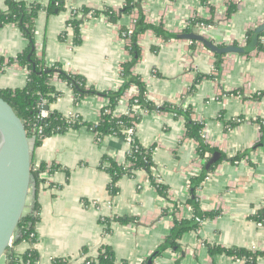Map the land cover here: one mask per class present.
<instances>
[{
  "label": "crops",
  "instance_id": "1",
  "mask_svg": "<svg viewBox=\"0 0 264 264\" xmlns=\"http://www.w3.org/2000/svg\"><path fill=\"white\" fill-rule=\"evenodd\" d=\"M19 1H36L44 7L51 2ZM124 2L66 0V8L60 12L40 11L35 20L38 57L48 67L59 64L67 72L81 74L88 86L100 92L118 90L124 81L122 64L132 59L120 30L133 29L143 13L148 23L162 26L170 38L153 30L140 35L141 57L132 69L134 75L146 84L148 97L156 106L191 107L193 118L205 122V140L215 154H221V161L196 191L191 190L192 178L205 171L209 160L199 155L194 139L185 137L184 117L137 108L142 119L136 136L145 148L152 149L154 166L151 172L140 169L134 175H123L116 184L117 193L112 194L113 176L104 157L119 165L126 162L129 139L111 135L99 142L87 125L47 138L37 147L34 164L57 165L59 169L42 175L45 183L33 190L28 207L29 211L39 204L35 248L40 263L52 264L54 258L66 257L72 264H84L85 248L86 256H97L108 246L114 252V264H145L171 233L174 217L166 213L169 210L181 220L200 222V227L184 233L178 250L166 249L152 264H245L225 254L211 256L208 246L264 250V226L252 219L264 208V135L258 122L264 124V50L223 54L218 71V53L179 34L190 20L199 17L202 21L195 24L194 34L219 46L235 42L246 46L248 31L264 24V0H145L116 22L104 15L87 17L81 25L82 42L74 44L73 30L67 27L75 10H118ZM230 4L236 9L228 15ZM0 8L7 9V0H0ZM28 44L18 26L0 27V57L5 60L0 68V89L25 87L28 69L8 61ZM53 85L63 94L50 108L67 117L79 115L94 123L109 105V99L102 95L77 100L72 88L61 80L56 79ZM138 94V87L131 86L115 114L128 113L130 100ZM236 118L243 121L229 129L226 123ZM240 152H247L245 159L229 161ZM153 181L167 187V198ZM195 203L199 213L220 214L200 220ZM116 217L129 218L130 222L113 221ZM31 246L23 241L14 251L21 255ZM257 263L264 264V256L258 257ZM0 264H8L6 255Z\"/></svg>",
  "mask_w": 264,
  "mask_h": 264
},
{
  "label": "trees",
  "instance_id": "2",
  "mask_svg": "<svg viewBox=\"0 0 264 264\" xmlns=\"http://www.w3.org/2000/svg\"><path fill=\"white\" fill-rule=\"evenodd\" d=\"M145 0H125L123 6L120 9H114L112 7H105L103 9H91L82 7L75 10L72 18L68 22V26L73 28L74 44L79 45L82 42L81 38V25L87 19V17H98L104 15L106 19L111 22H116L124 14H132L135 9L141 6ZM206 1V0H203ZM66 0H51L48 7H44L39 2L28 3L19 0H7V9L0 8V27L5 25L14 24L20 28L24 36L28 39L29 44L26 50L20 53L15 59H10L8 63H17L23 67H26L29 71L28 79L25 87L11 89H0V96L4 98L14 108L19 117L24 121L26 129L32 136L36 138V147H40L44 141L54 135L62 134L70 129H77L82 125H87L97 135V139L101 142L106 136H118L125 139H129L131 142L130 151L127 153V161L131 164L128 168H124V164H117L113 159L104 157V160L110 165L107 168L113 176L112 184L110 185V192L112 194L117 193V182L123 175H134L137 170L144 169L147 172H151L154 161L152 149L145 148L136 136V128L138 123L142 119L137 108L142 109L145 112H151L154 110L161 112H172L176 116H183L186 121V138L194 139L198 143L199 155L207 161L215 154V149L210 147L204 136L205 122L198 121L193 118V109L191 107H180L176 105H163L156 106L148 97L147 86L142 79L134 75L132 69L140 59V46L138 44V38L148 30H153L157 35L162 36L165 39H169L170 35L162 28V26H155L147 22L145 15L142 13L136 20L134 28L123 27L120 30L121 37L128 41V47L132 59L122 64V77L124 81L122 86L118 90H110L106 92H100L92 86H88L87 81L81 74H75L65 71L61 65H55L48 67L45 65L43 59L39 58L36 53V41H35V20L38 17L40 11L47 10L50 13L60 12L66 8ZM236 9L235 4H230L228 15H230ZM202 21L201 18L196 17L190 20L187 27L184 29L183 34H193L194 26L197 22ZM204 21V20H203ZM211 24V21L206 22ZM256 29L249 30L247 33L246 46L251 43L253 35ZM264 32L260 34L258 44L255 50H264V42L262 37ZM235 46H240L238 42L234 43ZM243 53V54H248ZM217 63L216 69L219 71L221 66V60L223 54H216ZM5 65V60L0 57V68ZM200 76L199 78H201ZM61 80L66 82L73 90L76 99L86 95H102L109 99V105L102 111L97 122H85L82 117L76 115L74 117H67L57 110H51V105L63 94L57 90L53 85L55 80ZM137 86L139 94L130 100L129 111L123 115H116L115 110L124 94L131 86ZM194 90V89H192ZM45 106L49 107L48 116L41 118V110ZM243 121L242 118H236L228 121L226 124L229 129H233L235 126ZM261 124L264 135L263 121L258 120ZM129 129L134 130V134L128 133ZM247 152H240L235 156L229 158L232 163H238L245 159ZM222 158H227L222 155ZM221 159L214 163L209 169L198 177H193L190 185L191 190L196 189L201 185L209 173H212ZM59 169L57 165L49 166L46 163H41L33 170V176L36 188L39 189L45 179L42 178L44 173L53 174ZM160 194L164 197H168V189L160 182L153 181ZM195 193V192H194ZM197 203V202H196ZM195 203L197 214L200 220L206 218H212L220 214L219 211L199 213L198 205ZM176 205V203L174 204ZM169 211V210H167ZM174 217V226L171 233L165 238L164 242L160 244L158 249L148 258L145 264H152V262L162 253L172 248L178 250L180 248L179 239L182 235L191 230H198L200 222L194 224L192 221L181 220L175 213L167 212ZM252 219L264 226V208L258 210L252 215ZM39 220V204L36 202L32 210L22 217L15 237L12 242V247H9L6 251V257L8 264H41L40 256L35 248L37 243V231L36 224ZM113 221L120 220L123 223L130 222L127 218H114ZM105 222L111 223L110 219H106ZM27 241L31 243V248L24 254L18 255L14 251V247ZM209 252L211 256L216 254H225L227 256L235 257L244 261L245 264H258L257 259L260 256H264V250H253L240 247H222L217 245H209ZM88 249L85 248L82 251V255L85 256L84 264H114L115 256L112 248L108 246L102 247L97 256H86ZM52 264H72V261L66 257L54 258Z\"/></svg>",
  "mask_w": 264,
  "mask_h": 264
},
{
  "label": "water",
  "instance_id": "3",
  "mask_svg": "<svg viewBox=\"0 0 264 264\" xmlns=\"http://www.w3.org/2000/svg\"><path fill=\"white\" fill-rule=\"evenodd\" d=\"M264 24L259 26L248 46H219L200 34H179L181 38L200 41L214 53H247L255 50ZM49 110L48 106L44 107ZM36 138L28 132L14 108L0 96V262L15 237L22 217L27 213L33 190ZM221 159L214 154L206 165L209 169Z\"/></svg>",
  "mask_w": 264,
  "mask_h": 264
},
{
  "label": "built area",
  "instance_id": "4",
  "mask_svg": "<svg viewBox=\"0 0 264 264\" xmlns=\"http://www.w3.org/2000/svg\"><path fill=\"white\" fill-rule=\"evenodd\" d=\"M202 27H205L206 25H205V23H201L200 24ZM207 27V26H206ZM67 29L68 30H73V28L71 27V26H68L67 27ZM48 116V112H47V110H45V109H42L41 110V118H45V117H47ZM128 133L130 134V135H133L134 134V130L133 129H129L128 130ZM130 151V150H129ZM128 151V152H129ZM124 164V168L126 169V168H128L131 164L126 160V162H124L123 163ZM38 166V165H37ZM36 166V167H37ZM10 247H12V243H11V245H10Z\"/></svg>",
  "mask_w": 264,
  "mask_h": 264
}]
</instances>
